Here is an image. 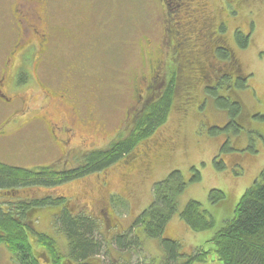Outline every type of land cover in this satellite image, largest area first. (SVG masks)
Listing matches in <instances>:
<instances>
[{"label":"rangeland","instance_id":"374dc122","mask_svg":"<svg viewBox=\"0 0 264 264\" xmlns=\"http://www.w3.org/2000/svg\"><path fill=\"white\" fill-rule=\"evenodd\" d=\"M209 1L214 11L223 12L221 8L225 5L230 12H233V8H239L236 0ZM252 1L249 8L245 9V14L240 8L248 19L244 18L243 21L242 18L241 24L236 23L240 28H244L245 34L248 26H251V44L248 50L237 51V56L244 72L251 73L247 90L254 89L256 100L248 95L247 90L243 91L244 105L249 108L251 116L243 123L239 135L231 131L223 134L232 139L230 144L234 149L233 153L241 155L236 165H232L231 158L228 159L224 170L216 169V141L204 137L206 129H199L200 117L196 114L198 108L195 109L194 106L192 110L189 106L191 110L184 112V108L180 106L181 95L178 94V100L166 124L140 142L135 150L119 163L102 173L56 189H26L16 195L25 198L59 193L67 197L78 213L91 214L99 219V237L109 244V251L118 256L109 243L111 237L128 231L136 218L152 204L153 186L165 180L172 171L179 170L187 183V190L179 199V212L169 223L166 234L182 244L184 253L190 254L195 248L203 247L210 251L206 264H222L215 259L214 247L210 240L216 231L233 217L241 197L264 169V0ZM49 2L54 11L53 25L59 28L61 33V41L58 39V47L54 49V67L63 69L68 66L67 62L73 61L79 64L77 67L83 65L88 68L90 75L71 76L72 85L68 88L72 97L71 104L79 106L87 120V125L78 130L80 136L89 137L87 145L83 146L80 152L106 148L118 138L119 132L121 136L125 134L123 130L127 129V113L142 108V101L140 104L135 101L137 93L134 90L138 89L141 78L147 73L149 58L153 57L146 46L147 40L152 45L161 44L163 21L168 13L159 0ZM15 4L16 0H0V64L13 45L11 27L8 26L10 19L7 15ZM224 16L226 19L231 18L227 11ZM75 24L76 29L82 33L73 37ZM83 27L86 30L84 32ZM69 33L71 38L66 37ZM79 52L81 57L78 56ZM55 76L54 79L62 81L58 72ZM52 77H42V82L36 79L43 90L35 85L24 88L22 92H12L10 88H6L8 84L3 88L8 97L19 94L24 105L31 107L29 114L23 116L19 113L21 121L29 122L31 118L33 120L41 116L60 121L65 119L63 116L73 108L70 102H65L63 107L58 106V97L63 92L58 85L49 82ZM92 86L99 87L95 96L90 93ZM44 91H48L50 98L45 99ZM87 94L90 96L86 97ZM43 104H49L50 108L40 109ZM214 106L210 101L209 107ZM3 107L4 104L0 101V109ZM216 109L217 115L212 126L224 127L228 122V115L224 114L225 111ZM30 129L17 134L8 142L0 143V162L28 169L53 164L50 155L36 156L30 146L22 142V138L28 137L38 141L44 139L40 129ZM198 129L203 133L199 135ZM11 133H14V130ZM239 136L241 137L238 139ZM145 147H151L146 155L143 154ZM81 157L82 155L73 157L68 154L64 156L63 161L58 160L56 164L75 167ZM193 167L201 174L200 182H191ZM213 189L224 192L226 204H210L209 194ZM0 198L3 199L1 196ZM191 200L200 202L203 208L212 214L216 223L213 230L195 233L182 223L179 214ZM59 210V207L38 209L33 220L38 232L53 237L61 250L67 252L65 237L55 230V214ZM111 222L114 223L112 227ZM32 237L31 235L30 243L39 257L40 264H50L44 256L45 250L34 244ZM105 258L104 255L99 256L98 263L106 262ZM162 258L163 251L157 239L145 240L144 250H139L138 254L126 253V260H131L133 264L150 262L152 259L160 262ZM0 264H17L3 245H0Z\"/></svg>","mask_w":264,"mask_h":264},{"label":"trees","instance_id":"16d2710c","mask_svg":"<svg viewBox=\"0 0 264 264\" xmlns=\"http://www.w3.org/2000/svg\"><path fill=\"white\" fill-rule=\"evenodd\" d=\"M19 1L16 0L15 6L9 10L10 13L7 15L10 19L8 26L11 27L10 33L13 42L15 39L14 35L17 34L15 29L17 25L12 19V14L18 8ZM159 1L162 2L164 9L166 8L165 11L168 13L164 17L163 36L161 35V43L164 42L167 46L173 40L172 32L167 31L171 27L170 15L172 13V6L170 7L168 4L173 2L176 5L180 0ZM236 1L239 8H233V12L235 11L236 15L233 22L229 24V30L227 31V37L230 38V41L225 44L232 45L237 55V51L246 50L251 44V38L245 36L244 28H240L236 23L239 22L241 24L242 18L243 21L244 18L248 19L244 16L245 9L249 8L253 1ZM181 3H183V11L189 16L194 15L196 10H200L201 6L202 9L209 10L210 16L218 12V10L214 11L211 8L209 0H181ZM221 9L234 14L227 10L226 5ZM76 25L73 37L82 33L81 30L76 29ZM236 27L239 30L236 31L235 42H233L232 34ZM83 29V32L86 31L84 27ZM248 31L249 28L247 33ZM250 31L252 32L253 30L251 29ZM66 37L71 38L70 33ZM147 43L146 46L150 50L149 52L153 54V57L156 54L158 56L157 52L160 44L158 46L152 45L148 40ZM225 47L219 48L217 52L219 62L215 65V73L219 81L213 78L211 71L199 73L207 82L205 85L207 86L208 101L205 107L200 109L197 104L189 105L192 110H194V106L196 107L195 109L198 108L196 114L200 117L199 129H206L204 133L198 129L197 133L206 134L208 139L216 141L217 156L214 158V165L218 171L225 169L228 159L232 158V165H236L241 159V155L233 153L234 149L230 144L232 139L223 134L231 131L239 135L243 123L251 116L249 108L245 107L243 101V95H245L243 91L249 88V81H246L247 77L244 74H239L236 77L235 84L232 85L231 78L228 75L230 72L228 71V66L234 63V60H232L229 48ZM78 56L81 57L80 52ZM163 56L164 52L161 54L162 58ZM194 62L191 64H194ZM168 64L169 67L164 71L163 76L153 81L149 75L146 79L147 81L145 80L144 84H142L144 91L139 92L138 94L140 95L137 94L138 96L136 95L135 100L137 104L142 101V108H137L136 111L127 113L125 117L127 129L123 130L125 134L121 136L119 132L118 138L106 148L86 150L82 153L80 152L82 147L76 148L71 154L73 157L79 155H82V157L75 167H68L65 164L64 166H58L57 162H54L47 166L28 169L0 162V196L3 198H0V245L6 248L17 264H40L39 257L34 253L33 245L30 243L31 235L33 236V243L45 250L44 256L50 264H99L98 257L102 255L106 257L107 264H133L131 260H126V253L138 254L139 250H144V241L148 239L160 241L163 258L160 262L152 259L150 262L142 261L137 264L207 263L209 250L197 247L190 254H186L183 252L182 244L166 234L169 223L179 212V199L187 190V183L179 170L172 171L165 180L153 186L152 204L136 218L128 231L120 232L111 237L112 239L109 243L113 246L118 256H114L108 249L109 244L99 237L101 235L99 234V219L91 214L78 213L67 197L59 193L25 198H20L16 195L17 192L26 189L36 190L44 187L56 189L65 184L102 173L126 158L140 142L150 137L151 134L166 124L174 104L178 100V94L181 95L179 100H181L183 94L177 91L179 82L175 73L176 67L170 60ZM73 65L78 70L76 73L79 76H90L88 75V68L83 67V65L77 67L79 64L76 63H73ZM194 65L196 66V63ZM78 68L86 69L87 74L83 75L85 72L82 73ZM149 85L150 89L146 90ZM139 88L140 85L138 86ZM90 89L92 96H95L99 91L97 86H92ZM239 91L242 92L240 93ZM247 91L250 96V91ZM87 96L90 95L87 94ZM210 101L213 102L216 108L225 111L224 114L228 115V122L224 127L212 126L217 113L215 106L213 108L209 107ZM186 107H183L184 112L191 110L190 107L187 109ZM150 149L151 147H145L143 154L146 155L147 150ZM58 160L63 161L62 158ZM200 181L201 174L193 167L191 182L197 183ZM225 198L224 192L220 190L213 189L210 191L209 202L212 205L224 203ZM47 207L60 208L55 214V230L65 237L68 246L67 252L61 250L59 243L53 237L46 233L38 232L35 228L33 218L36 210ZM179 218L187 229L195 233L213 230L216 224L212 214L205 210L200 202L194 200L187 203L180 212ZM113 224L111 222L110 227ZM210 243L214 247L215 259L222 264H264V169L260 177L241 197L233 217L228 219L216 231ZM106 262H103V264H106Z\"/></svg>","mask_w":264,"mask_h":264},{"label":"flooded vegetation","instance_id":"af4514ba","mask_svg":"<svg viewBox=\"0 0 264 264\" xmlns=\"http://www.w3.org/2000/svg\"><path fill=\"white\" fill-rule=\"evenodd\" d=\"M49 3V0H20L18 8L12 10V19L17 25L15 28L17 34L14 35L13 45L0 67V92L6 97V99L0 98L4 104V107L0 109V143L10 141L17 134L24 133L28 128L40 129L44 137L42 141L28 137L22 138V142L28 144L36 156L50 155V159L54 163L60 158L63 159L64 155L71 154L76 148L87 145L89 137L78 134V130L87 125V120L81 113L80 107L71 104L72 97L69 95L70 90L68 89L69 85H72L71 76H79L76 73L78 70L74 68L73 61L67 62L66 65L68 66L63 69L55 68V64H53L54 49L58 47V39L61 41V33L53 26L54 11ZM168 5L172 6V13L170 15L171 27L167 31L172 32L173 40L167 46L164 42L159 45L157 52L159 57L156 54V57L149 58L147 73L141 78V90L140 88L136 89L135 93L142 92L143 80H146L149 75L153 81L163 76L164 71L169 67L168 61L170 60L176 67L175 73L179 82L177 91L183 93L180 100L181 106L197 104L200 109L201 107L204 108L208 101L207 86L205 85L207 82L199 73L211 71L213 78L219 81L215 73V65L219 62L217 52L219 48H226L225 46L229 48L232 60H234V63L228 66V71H230L228 75L232 85L235 84L239 74H244L247 77L246 81H249L251 73L244 72L235 53V48L225 44L230 41V38L227 37V31L229 24L235 19V11L234 14L229 13L230 19H226L225 10H222L223 12L218 10L215 15L210 16L209 10L202 9L201 6L200 10H196L194 15L189 16L183 11L181 0L176 5L173 2ZM247 22L251 23V21ZM248 28L249 31L245 36L252 38L251 26L249 25ZM237 30L239 29L236 27L233 31V42H235ZM162 52H164L163 58L161 57ZM192 62L196 63V66L191 64ZM78 69L82 73L85 72L83 75L87 73L86 69ZM57 72L62 81L54 79ZM50 76L53 77L49 78V82L58 85L63 92L58 97L60 100L58 106L63 107L65 102H70L69 104L73 108H70L67 115L63 116L65 119L60 121H54L45 116L33 120L31 118L29 122L21 121L22 118L19 119L21 117L19 113L25 116L31 112V107L24 105L19 94L8 97L3 91L6 82L8 81V87L12 92H22L24 88L30 85L40 87V82L44 81L42 77L46 79ZM37 78L40 82L36 80ZM40 89L43 90L42 87ZM149 89L150 85L146 90ZM43 95L45 99L50 98L48 91H44ZM250 96L256 100L254 89L250 91ZM43 106L44 104L40 109L50 108L49 104ZM13 130L14 133H11ZM204 137L208 139L206 134Z\"/></svg>","mask_w":264,"mask_h":264},{"label":"water","instance_id":"95a60500","mask_svg":"<svg viewBox=\"0 0 264 264\" xmlns=\"http://www.w3.org/2000/svg\"><path fill=\"white\" fill-rule=\"evenodd\" d=\"M0 97H1L2 99H6V97H5L4 95H2L1 93H0Z\"/></svg>","mask_w":264,"mask_h":264},{"label":"bare ground","instance_id":"6f19581e","mask_svg":"<svg viewBox=\"0 0 264 264\" xmlns=\"http://www.w3.org/2000/svg\"><path fill=\"white\" fill-rule=\"evenodd\" d=\"M201 27V26H200ZM189 28V27H188ZM196 29V28H195ZM240 163V162H239ZM89 181V180H88ZM37 211V210H36ZM97 211V210H96Z\"/></svg>","mask_w":264,"mask_h":264}]
</instances>
